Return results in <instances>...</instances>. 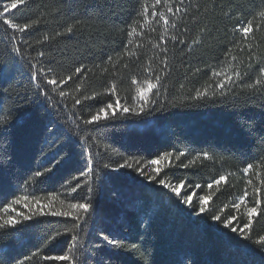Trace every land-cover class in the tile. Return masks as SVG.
<instances>
[{"label": "trees", "instance_id": "trees-1", "mask_svg": "<svg viewBox=\"0 0 264 264\" xmlns=\"http://www.w3.org/2000/svg\"><path fill=\"white\" fill-rule=\"evenodd\" d=\"M154 4L0 0V225L17 221L0 228V264H264V0H183L167 32L152 22ZM249 22L245 38L237 26ZM157 75L139 112L136 89ZM117 97L139 114L84 123ZM201 196L211 199L197 215ZM257 199L243 235L212 219L235 215L243 228ZM89 201L75 219L69 205Z\"/></svg>", "mask_w": 264, "mask_h": 264}, {"label": "snow or ice", "instance_id": "snow-or-ice-1", "mask_svg": "<svg viewBox=\"0 0 264 264\" xmlns=\"http://www.w3.org/2000/svg\"><path fill=\"white\" fill-rule=\"evenodd\" d=\"M163 2V4H165L166 7V12L164 10H160L159 12L156 10V6H159L161 3ZM176 3L177 6L173 7V3ZM182 5H183V0H155V4L153 5V10L151 11V17L152 22H162V25L164 26V31L167 32V25H169L170 23V17L175 14V13H180L182 10ZM18 5L16 3H11L8 5V7L3 9V13H7L8 12V8H17ZM148 8L145 7L144 8V12L148 13ZM261 15H264V13H262ZM158 18V21H157ZM145 22H148V17L147 15H145L144 17ZM6 25H9L13 31H20V32H24L28 29V25L25 24L24 27H18L16 24L13 23V21L5 19L3 21ZM173 27H175L176 25L173 23L172 24ZM144 25L141 24L140 28L143 29ZM238 30L240 32H242V34L244 35L245 38H247L250 34H252L256 29L253 28L251 22H249L248 24H238ZM67 31L71 32L72 31V27L70 26ZM133 31H135V29H133ZM132 33H129V35H131ZM173 39H175V37H173ZM181 43H183V41H180ZM161 51H163V49H161ZM233 59H235V57H233ZM109 60H111V57H109ZM83 71V69L81 67H76L75 68V75L79 76V74H81ZM264 71V70H262ZM215 75L219 76L221 75L219 72L215 73ZM238 75V74H237ZM35 78V77H34ZM73 76L72 75H68L62 79H48L46 82L50 85L56 86L58 84H66L68 81L72 80ZM161 77L160 76H156L155 80L156 82L153 83L151 80L147 81V87H138L136 89L137 91V97L136 99L138 101H143L144 103L140 104L139 107V112H143L144 108L146 106V104L148 103V97L149 94L152 93L154 90H158V86H159V81H160ZM232 81V77L230 76H226L225 80L220 82L217 86L220 88H223L225 86L226 83H229ZM133 84H137L138 81L137 80H133L132 81ZM257 83H259V81H257ZM248 87H252L251 84L248 85ZM110 95H116L115 91L113 90L112 92L109 93ZM66 93L64 91H60V96H65ZM203 95V93L198 92L197 96ZM86 99H95V97H86ZM75 103L77 105L81 104V100L80 99H76ZM109 110H111V115L115 116L117 114L118 111H122L124 113H128V112H133L136 113V109L135 108H128V107H124L119 98L117 97V99L115 100V102H109L105 107H101L99 108V110L91 115V118L89 120L84 121V123L86 124H92V123H97L99 122L101 119H108L109 118ZM139 114V113H136ZM171 154H165L159 157L158 160H152L151 163L152 164H158L160 161L165 160L168 156H170ZM205 157L207 158V153H205ZM132 167L131 165L128 164H124V165H120V167ZM105 167H108V165H105ZM253 168L252 164H248L247 166H245L243 168V173L245 175H247L249 173V171ZM139 171V169H137ZM154 171L156 172L157 175H159L161 169L160 168H156L154 169ZM142 175H145L148 179H155V176H151L148 175L146 172H141ZM36 175H40L39 172L36 173ZM221 181H226V177L221 175L218 179H216L214 181L215 184L219 185ZM251 181H249L250 183ZM159 183L161 185H163V187L165 188H171V191L175 192L177 194V196H179L181 194L180 189L177 187H172L170 186L168 183H166L164 180H160ZM79 187V185H77L76 187L72 188L71 191L72 192H76L77 188ZM196 187H200L199 185H197ZM208 188L211 189L212 188V184H208ZM261 191V189H256L257 194H259ZM185 195V202L186 203H191L193 201V197L187 195V193L184 194ZM248 193L245 192L244 193V197H247ZM211 199V196L208 197H204L201 196L199 198V211L197 212V215L203 214L206 211V207L208 205V201ZM14 203H20L19 200L14 201ZM244 203V199H241L239 202H234L232 207L239 210L241 207V204ZM256 206L254 207H248L247 209V216H248V223L243 225V228H237V227H233L232 224L233 222L237 219V217L235 215H231L227 220H223L221 215H213L212 219L218 222L223 223L225 228H230L231 232L236 233V232H240L241 235H243V231L244 229H249L250 231V225L252 223L253 217L255 215H257V207L260 206L261 204V200L257 199L255 201ZM69 207L73 210H75L76 215L74 216V214L72 212H53V215H63L65 217H73L77 220H82L84 219V215L89 213L92 204L91 202H85V203H72L69 205ZM25 219H29L30 217L25 216ZM17 221L14 219H7L4 221L3 225H0V228H3L5 226L8 225H13L16 224ZM248 238V237H245ZM73 240L76 239L75 236L72 237ZM257 243L261 245V247H264V236H259ZM51 259L54 260H60V261H67L69 260L68 256H56V257H51Z\"/></svg>", "mask_w": 264, "mask_h": 264}]
</instances>
